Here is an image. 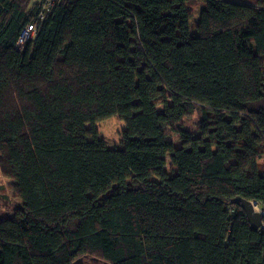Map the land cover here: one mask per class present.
I'll return each instance as SVG.
<instances>
[{
    "label": "trees",
    "instance_id": "trees-1",
    "mask_svg": "<svg viewBox=\"0 0 264 264\" xmlns=\"http://www.w3.org/2000/svg\"><path fill=\"white\" fill-rule=\"evenodd\" d=\"M189 1L0 0V264H264V0Z\"/></svg>",
    "mask_w": 264,
    "mask_h": 264
},
{
    "label": "rangeland",
    "instance_id": "rangeland-1",
    "mask_svg": "<svg viewBox=\"0 0 264 264\" xmlns=\"http://www.w3.org/2000/svg\"><path fill=\"white\" fill-rule=\"evenodd\" d=\"M238 3L243 4H254V0H233ZM43 0H31L30 4L37 3V6H40ZM189 9L191 10L192 16L190 19V29L194 32V24L198 20L199 11L203 6L201 0H190ZM40 8V7H39ZM40 10V9H39ZM25 37V35H24ZM199 116L197 113H194L187 120L184 121L182 126L187 129H195ZM95 128L98 130L99 137L102 138L105 144L110 148H119L121 147L122 133L125 129V125L122 119L117 115H113L105 120L98 121L94 124ZM261 172L264 173V157L259 162ZM170 167V162L167 164ZM12 180L5 178L0 172V212L5 210H10L14 206L20 203L19 199L16 198L10 188ZM80 264H104L99 261L92 259H84Z\"/></svg>",
    "mask_w": 264,
    "mask_h": 264
},
{
    "label": "water",
    "instance_id": "water-1",
    "mask_svg": "<svg viewBox=\"0 0 264 264\" xmlns=\"http://www.w3.org/2000/svg\"><path fill=\"white\" fill-rule=\"evenodd\" d=\"M229 203L230 204H236L243 210L244 215H245L251 229L257 230L261 227V225H262L261 224L262 223L261 212H257L254 209V207L257 205L256 201L251 202V201L245 200L241 197H235V198H232ZM78 262L80 263L81 259L76 260V262L73 264H76Z\"/></svg>",
    "mask_w": 264,
    "mask_h": 264
},
{
    "label": "bare ground",
    "instance_id": "bare-ground-1",
    "mask_svg": "<svg viewBox=\"0 0 264 264\" xmlns=\"http://www.w3.org/2000/svg\"><path fill=\"white\" fill-rule=\"evenodd\" d=\"M47 1H49L50 2V4H49V7H50V5L53 3V0H47ZM41 16H39V14H38V16H37V18H35L31 23H29L27 26H25V28H23L22 30H21V33H20V36H19V39H18V41H17V43H16V45H15V48L16 49H22L23 47H24V45H25V42L28 40V39H31V38H33V36L35 35V30H36V20L38 21V20H40V19H42V17H43V15L42 14H40ZM24 35H25V37H24ZM248 201H255V200H248ZM257 202V205L254 207V209H255V211H257V212H261V217L263 218V216H264V210H263V208H262V206L259 204V202L258 201H256ZM262 218H261V220H262ZM247 220V219H246ZM262 225H261V227L260 228H262L263 227V221H262V223H261ZM78 259H81V262L84 260V259H88V257H81V258H78ZM77 259V260H78ZM89 259H91V258H89ZM93 260V259H92ZM76 262V261H75ZM75 262H73V263H75ZM80 262V263H81ZM72 263V264H73ZM79 262L78 263H76V264H80Z\"/></svg>",
    "mask_w": 264,
    "mask_h": 264
},
{
    "label": "built area",
    "instance_id": "built-area-1",
    "mask_svg": "<svg viewBox=\"0 0 264 264\" xmlns=\"http://www.w3.org/2000/svg\"><path fill=\"white\" fill-rule=\"evenodd\" d=\"M49 4L50 2L47 1V0H44V3L42 2L41 5L39 6L40 7V13H39V16H41L40 14H44L46 11H48L49 9Z\"/></svg>",
    "mask_w": 264,
    "mask_h": 264
}]
</instances>
